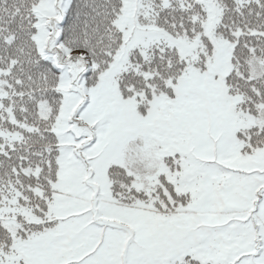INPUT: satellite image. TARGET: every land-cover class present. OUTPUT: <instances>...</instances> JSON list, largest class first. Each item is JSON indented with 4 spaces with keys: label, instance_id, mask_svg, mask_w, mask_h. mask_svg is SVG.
I'll return each instance as SVG.
<instances>
[{
    "label": "snow or ice",
    "instance_id": "obj_1",
    "mask_svg": "<svg viewBox=\"0 0 264 264\" xmlns=\"http://www.w3.org/2000/svg\"><path fill=\"white\" fill-rule=\"evenodd\" d=\"M0 264H264V0H0Z\"/></svg>",
    "mask_w": 264,
    "mask_h": 264
}]
</instances>
